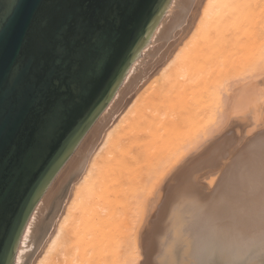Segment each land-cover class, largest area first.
I'll return each instance as SVG.
<instances>
[{"label":"bare ground","instance_id":"bare-ground-1","mask_svg":"<svg viewBox=\"0 0 264 264\" xmlns=\"http://www.w3.org/2000/svg\"><path fill=\"white\" fill-rule=\"evenodd\" d=\"M171 1H175L176 6L171 4L169 11L176 10L169 12L161 24L155 26L157 38L163 40L161 42L164 44L170 42L169 46L164 47L169 48L162 49L163 52L170 50L175 40L181 44L182 40H174L177 34H182L179 32L183 29L178 27L190 21L195 26L193 22L195 20L197 23L201 14H194V9L201 10V0H169L168 3ZM199 3L200 7L197 6ZM223 7L233 10L235 0H209L203 6V28L213 16L223 13ZM199 38L193 40V47L187 43L181 49L178 47L179 52L174 50L175 56L172 58L171 55L170 61L168 59L166 72L162 71L164 75L158 71L160 59H154L153 63L148 61L149 64L142 60L145 65L134 64V61L131 64L134 57L131 59L126 71L130 65L134 66L130 67L128 73L125 72L123 84L120 82L121 88L118 86L120 89L115 91L116 96L109 99L111 102L108 101L100 116L97 115L98 119H94L28 217L19 237V241L22 237V245L16 247L12 264H203L207 258L204 247L209 238L216 244V248L209 251H215L220 257H225L231 251L238 253L240 259L237 264H255L259 259L264 261V238H261L264 237V130L255 133L252 142L249 141V145H254L251 151L257 149V152H251L250 158L244 162L246 170L243 169V173L239 170L243 163L239 157L235 164L236 171L229 176L219 177L214 186L205 192L194 173L198 169H194V172L186 170L177 182L180 185L177 190L163 191L154 213L164 216L161 221L153 217L151 232L155 230L156 233H148V245L144 233H139L143 230L140 226L144 224L141 223L147 213L148 207L145 206L149 195L156 191V187L158 189V177L169 173L170 167L181 157L194 154L195 148L203 150L207 144L216 142L214 140L225 132V126L228 127L233 114L249 110V114L258 115L260 100L264 102V86L256 87L254 82L257 71L264 72L263 58L258 59L255 72L241 75L236 81H232L230 76L227 82L225 79L228 75H223L220 80L226 77L222 80L224 83L221 85L220 80L218 82L222 88H217V83L219 90H215V93L212 91L213 96L207 93L211 88L207 83L211 82L213 70L216 69L213 68L214 64H222V61L209 58L208 63L205 58L207 51L203 47L205 34L200 33ZM159 50L156 49L154 53ZM228 51L227 54L231 52ZM201 59L203 61L200 62ZM157 64L159 69L155 73L161 72L162 81L158 76L155 81L158 85L154 84L156 86L153 87L152 83L146 82L148 86H145L142 81L150 74L155 77ZM141 82L144 83L142 88L148 87L143 90L147 94L142 92L141 86L139 90ZM136 89L140 92L136 93ZM130 92L138 94L139 98L141 94V98L135 100L137 97L134 96L133 99ZM128 94L132 103L129 104L135 106L127 110L124 108ZM193 115L196 120L192 118ZM144 122L145 136L137 137L135 147L132 141L126 144L127 139H132L129 128ZM153 150L156 153L161 150L158 153L160 158ZM223 153L212 158L208 156L204 161L217 167L221 164ZM152 155L156 156V160L151 158ZM190 158L184 163H188ZM230 161H225L224 165L228 166ZM138 164L142 169L140 178L136 180L132 178L136 172L131 167ZM203 164L206 163L199 166ZM135 181L138 182L137 187L128 189L127 184ZM245 190V195L241 197V192ZM247 198L250 202L251 198H255L256 208L254 205L248 206ZM125 225L129 226V230L124 228ZM153 246L156 256H152ZM157 255L158 259L153 258Z\"/></svg>","mask_w":264,"mask_h":264},{"label":"water","instance_id":"water-1","mask_svg":"<svg viewBox=\"0 0 264 264\" xmlns=\"http://www.w3.org/2000/svg\"><path fill=\"white\" fill-rule=\"evenodd\" d=\"M169 0H0V264Z\"/></svg>","mask_w":264,"mask_h":264},{"label":"rangeland","instance_id":"rangeland-1","mask_svg":"<svg viewBox=\"0 0 264 264\" xmlns=\"http://www.w3.org/2000/svg\"><path fill=\"white\" fill-rule=\"evenodd\" d=\"M207 2H209V0H201L200 3L202 4V6H201L200 3L197 5V6H199V5L201 6V10H200V8L194 9V11L196 10L197 12L199 10V13H196V11L194 12L195 15H199L201 13L199 15V19L200 20L198 18L196 20L197 23L194 20V18H195L194 15L192 16V18H193L192 20H194L193 23H194L195 26H193L192 25V21H190L188 23L184 22L183 25L178 27L180 30L181 29L184 30V31L181 30V32L178 31L179 34L182 33V34H180L181 36H183V35L184 36L182 38L180 35L177 34V37L175 36L174 40H175V38L182 40V41H180L181 44L177 43V42H179V40L178 41L175 40V42H174L175 44L173 43L174 45L171 46V47L173 48L175 45L177 46V44H179L180 46L178 45L177 47H174L176 49L173 48V50H171L172 48L170 47L171 48L170 50L168 49L167 51L163 52V50H166L167 48H169V47H167V48H164V47L166 45L169 46L170 42L169 43L165 42V44L162 43L161 41H163V40H160L159 38H157L158 33L157 34L155 33L157 30L154 28L152 33H151V35L149 36V38L146 40L144 45L141 47V49L134 56L133 60L130 63L132 64V62L134 61L135 62L134 64H136V62H137L140 65H145V64H149L150 61H151L150 63H153L154 59L157 58V60L160 59L159 60L160 69L158 68L159 65L157 64L158 66H157V68H155L154 73L158 69H159L158 71L162 72L163 70H165L164 72H166V69H167L166 65L168 64V62L170 60H172L171 57L173 58V56H175L174 53H173L174 50L176 51V53H177V50L179 52V49L182 48L181 46L182 45L184 46L187 43H190V46L193 47L194 46V41L193 40L196 39V37L199 38L200 37V33H202V34H205V39H206L205 43L203 44V47L205 46L206 51H207L206 52L207 56H205L207 62L209 63V60H208L209 58H212V60L220 59L222 61V62L220 61L222 64H219V62L217 64H214L213 68L216 67V69L213 70L214 74L211 76V80H210L211 82L209 83V81H208V83H207L209 86H211V88H209V86H208V88H209L208 91L209 92L207 91V93H211L212 94L213 92L214 93L216 92L215 90H219V89L222 88L221 87L222 82H223L222 80H224L226 78V77H224V78H222L220 80V78L223 77V75L224 76L228 75L227 76L228 78L225 79V82H227V80L230 78V76H231V80L232 79L235 80V79L239 78L241 75L244 76L245 74L251 73L255 69V67L257 65V62H258V59L259 58H263L264 59V0H235V7H234L233 10H228V9L223 7V13L222 14L220 13L219 15H217V17H214L213 14H212L210 17H212V16L213 17L211 18L210 22L207 23V25L204 26V28H203V25H202L201 21L203 19V14L204 13H202L201 11H204L203 6H206ZM171 4H172V6H176L175 1H173V2L171 1V2L167 3V6H166V8H165V10H164V12L162 14V17L160 18V20H159V22L157 24L160 25L162 20L166 16L169 15L168 14L169 12L172 13L173 11L176 10V8H174L173 10L169 11L168 8L170 7ZM185 23H186V25H185ZM190 25H191V28H190ZM184 26H186V27L188 26V28H186ZM182 27H184L185 29L182 28ZM179 29H177V30H179ZM257 29H259V30H257ZM154 36H155V38H154ZM178 36H180L182 39L180 37H178ZM158 44H159V46H157ZM162 45H164V46H162ZM161 46H162V48L160 49ZM178 47H180V48L178 49ZM156 49L157 50L160 49L159 51H157L159 54H157V52L154 53ZM229 49L231 50V52L227 54L226 51H228ZM169 51H170V53H169L170 55L167 54ZM165 53L168 56V58H166L167 56L165 55ZM152 55H154V58H152L153 57ZM155 55H157L158 57H161L162 55H164V56H162V58H158ZM148 57H151L153 61L151 60V58L149 59ZM200 57H198V59ZM165 58H166V60H165ZM135 59H136V61H135ZM168 59H169V61H168ZM203 59H201L200 62L203 61ZM142 60H144L146 63L143 64L144 61H142ZM163 62L166 63V64L164 65ZM215 63H216V61H215ZM199 64H201V63H199ZM217 65H219V67ZM132 66H134V65H130L129 66L128 72L130 70V67H132ZM163 66H164V68H163ZM261 71L263 72V70H261ZM161 72H157V73L160 74ZM254 72H255V70H254ZM262 72H260L258 70L257 71V77L255 76V78H254V82L256 84V87L260 86V88H262V85L264 86V72L263 73ZM151 73H153V72H151ZM159 74H156L155 77H151L150 76L151 74H150L149 77H147L148 79L146 78V80L144 79L145 81H142V82H145V86H148L147 83L150 84V85L152 83L153 84L152 86L154 87V86H156L154 84H157V85L159 84L157 82L155 83V81L157 80L156 78L158 76L160 77V75L163 77V75H164L163 72H162L163 75L162 74L159 75ZM162 77H160L158 79H160V81H162ZM153 79H155L154 82H153ZM219 80H220V82H219ZM142 82H141V85H139V87H138L139 90H140V86L142 88V86L144 85V83H142ZM218 82L221 83L220 86H219ZM217 83H218V87L217 88L220 87L219 89L216 88ZM121 84H123V80L121 81ZM121 84L119 85V87L122 86ZM145 86H144V88H146ZM144 88L141 89L142 92H143ZM205 88H207V87H205ZM119 89H116V91L119 90ZM139 90L136 89L135 92L138 93V92L141 91V90L140 91ZM146 91H148V90H146ZM204 91H206V90H204ZM131 92H134V91H131ZM131 92H130V94H131ZM143 93H146V92L144 91ZM115 94H117V93L115 92L114 95L111 96L110 99L114 98L116 96ZM130 94H128V96ZM133 94H135V93H132L131 95H133ZM213 94H212V96H213ZM136 95H133L132 98L134 99L135 97H137V99L135 98V100H139L141 98V94H139L140 98H139L138 94H136ZM128 96H127V103L125 104L126 106L124 105L125 108L123 106V108L127 109V110L128 109H132L135 106L134 104H133V106H131V104H132L131 100H130L131 96H129V97ZM142 96L144 97V95H142ZM207 96H209V95H207ZM141 101H142V99H141ZM260 101H261L259 103L260 104L259 105L260 109L258 110L260 112H257V114L260 117L258 115H256V113L252 114V112H251V114L253 115V117H252V115L249 114V110L248 111H243V112L240 111L237 114H233L232 117L230 118L231 119L230 122H229L230 125L228 124V127L225 126L226 127V130L224 129L225 132L223 131L224 133H222L220 136L217 137L218 140L217 139L214 140L216 142H214V143L212 142V144L211 143L207 144L208 146L206 145L205 148H203V150L200 147L195 148L194 149V154L195 155L190 153V155L185 156L186 158L185 157H181L180 159H178L179 162H178V160H177V162L175 161L176 163L173 164L174 166L170 167L169 173H166V174L158 177L157 181L159 183L157 182L156 186L157 185H159V186H158V189H157V187L155 188V190L157 192L154 191L153 193H151L149 195L150 197L148 196L149 200H148L147 205L145 206V207H148L147 210L145 211V213L146 212L147 213L145 214V217L142 216V217H144L143 218L144 221L142 220L143 222L142 223L140 222L141 224L144 223L142 226H140V228H142L143 230L138 229V230H140V232L138 231L140 233V235L144 233V235H143L144 239L145 240L147 239L145 241L146 245H148V242H149V234H151V233L155 234L156 233L155 230L153 232H151V230H152L151 228L153 227V223H152L153 217L154 216L157 217L156 221L159 220V219H160L159 221H161V219L164 216V215H157V214L154 213L155 209L156 210L158 209L159 201L162 199L161 196L163 195L162 194L163 191L165 190L164 193L165 192L167 193V192L172 191V189L177 190V188L180 187V185L177 182H179V179L185 175L184 172H186V170L191 169V170H193V172L196 170V168L199 170V171L196 170L194 173H196V175L198 177V178H196L197 182L199 181L198 183H200L201 186L204 187L205 192H207V190H210L212 188V186H214V184L217 182L219 177H221V176L225 177L226 175L229 176V175L232 174V172L236 169L235 167L237 165H235V164L238 162V158L239 157L242 158L241 161H243L242 165H240L242 167L239 170L242 173H243L244 170H246L245 169L246 168V164L244 165V162L247 161L250 158V156L252 155L251 152H253V154H255L257 152V149L251 151V148L254 145L253 144L249 145V143L252 142L251 139H252V137H253V135L255 133L264 130V107H263L264 106V102L262 103V100H260ZM109 102H111V100H109ZM133 102H134V100H133ZM137 102H139V101H137ZM165 102L167 103V100ZM129 103H131V104H129ZM127 104L129 105L128 108H127V106H128ZM244 113H246V114H244ZM247 113H248V115H247ZM99 116H100V114L98 115V117ZM98 117L96 118V120L98 119ZM202 117L203 116L201 115V118ZM192 118L194 120H196L194 115H193ZM238 118H239V120H237V121H233L232 120V119L235 120V119H238ZM252 118L253 119L255 118V119L253 120ZM144 125H145V122L143 124L137 123V124L134 125V128H129V132H130V134L132 136V139H127L125 141L126 144H128L130 141H132L133 142L132 145L134 147L136 146L137 137L139 135L142 136V134H144V131H143ZM144 136H145V134H144ZM224 143H225V145H224ZM199 148H200V150H199ZM223 151H224V153H223ZM156 152L157 151H154V153L159 156L158 153L161 152V150L160 151L158 150V153H156ZM249 152H250V154L248 155ZM220 153H223V155H222L223 159L222 160H224V161H222V160L220 161V163H221L220 165L221 166L218 165L217 167H215L213 165L208 164L206 161H204V160H206V158L208 156H209V158L210 157L212 158L214 155H217V156L220 155ZM155 154H153V155H155ZM160 154L162 155V153H160ZM153 155L151 156V158H153V159L155 158V160H156V156H153ZM201 155H204V156H201ZM199 157L202 159V161H201V159ZM159 158H160V156H159ZM183 158H184V160H181ZM187 158H190V160H188V163L185 164L184 162L186 161ZM234 158H236L235 159L236 162H235ZM243 158H245V159H243ZM157 159H158V157H157ZM227 160H231L232 162L231 161L228 162V166H225L224 164L226 163L225 161H227ZM196 161L198 163H196ZM203 161L206 164H203L202 167L199 166V164L202 165V163H204ZM191 163H192V165H191ZM230 163L231 164L234 163L233 164L234 167L232 165H230ZM139 166H141V165L138 164V165H135V166L131 167L132 170L135 169L136 176H132V178H134L136 180H138V178H140L139 174H140L141 169H142V167H139ZM144 169H147V168L145 167ZM172 170H174V172ZM176 174H178V175H176ZM145 176H146V172L144 174V178H145ZM144 182L142 184H144ZM137 184H138L137 181H135L133 183L131 182L130 184H127L128 189L134 190L133 188L137 187ZM172 192H174V191H172ZM241 193H242L241 197H243L245 195V193H246V190L242 191ZM156 197H157V199H156ZM250 197H252V196H250ZM65 198L66 197L64 196V199ZM245 200H246V202L249 203V204L247 203L248 206H252V205H254V207L257 206V202L255 201V198H251V202L249 201L248 198L245 199ZM157 202H158V204H157ZM130 222H132V221H130ZM134 225H135V223H134ZM128 227H129L128 225L127 226L125 225L124 228L127 229ZM138 228H139V226H138ZM128 230H129V228H128ZM128 230H126V231H128ZM256 238H258V237H256ZM261 238H264V237L262 236ZM20 245H22V237L20 238V241H19L17 247H19ZM154 247L155 246L152 247V251H153L152 256H156V255H154L155 249H156V248L154 249ZM204 248H206V250H204V251L207 254L206 255L207 258H206V261H204L203 264H237V261L240 259L238 257V253L231 252V251L229 252V254L225 255V257L224 256L223 257L218 256L217 253H214L215 251L211 253L209 250H214L216 248V244L213 242V240L211 238L206 240V245H205ZM16 250H17V248H16ZM261 250H263V249H261ZM240 254H242L243 256L246 255V253H244L243 251L240 252ZM240 257H242V256H240ZM153 258L158 259V255H157V257H153ZM180 258H182V257H180ZM255 264H264V261L259 259V261L256 262Z\"/></svg>","mask_w":264,"mask_h":264}]
</instances>
